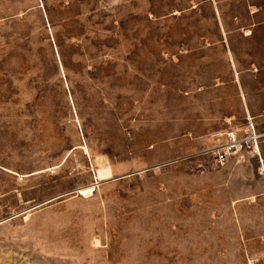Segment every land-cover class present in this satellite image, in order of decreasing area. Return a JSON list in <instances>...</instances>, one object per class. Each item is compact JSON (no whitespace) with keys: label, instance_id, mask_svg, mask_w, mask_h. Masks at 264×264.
Wrapping results in <instances>:
<instances>
[{"label":"rangeland","instance_id":"obj_1","mask_svg":"<svg viewBox=\"0 0 264 264\" xmlns=\"http://www.w3.org/2000/svg\"><path fill=\"white\" fill-rule=\"evenodd\" d=\"M0 264H264V0H0Z\"/></svg>","mask_w":264,"mask_h":264},{"label":"built area","instance_id":"obj_2","mask_svg":"<svg viewBox=\"0 0 264 264\" xmlns=\"http://www.w3.org/2000/svg\"><path fill=\"white\" fill-rule=\"evenodd\" d=\"M251 144L257 147V138L254 136L249 137H239L233 131H227V139L220 143H216L209 147L206 151L213 154L215 162L217 164H224L229 157L236 154L239 150L243 148L244 145ZM258 149V147H257Z\"/></svg>","mask_w":264,"mask_h":264},{"label":"bare ground","instance_id":"obj_3","mask_svg":"<svg viewBox=\"0 0 264 264\" xmlns=\"http://www.w3.org/2000/svg\"><path fill=\"white\" fill-rule=\"evenodd\" d=\"M96 178L99 179V178H105L109 175H111V168L109 166H103V167H100L96 173ZM95 188V185L94 184H91V185H88L84 188H82V192L84 194H88V193H92L93 190Z\"/></svg>","mask_w":264,"mask_h":264},{"label":"crops","instance_id":"obj_4","mask_svg":"<svg viewBox=\"0 0 264 264\" xmlns=\"http://www.w3.org/2000/svg\"><path fill=\"white\" fill-rule=\"evenodd\" d=\"M259 146H260V148H261V142L259 143ZM261 151H262V154H263V150H262V148H261ZM253 154H255V156L259 159V161H260V163H261L262 160H261L260 152H259V153H253Z\"/></svg>","mask_w":264,"mask_h":264}]
</instances>
